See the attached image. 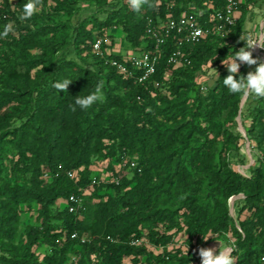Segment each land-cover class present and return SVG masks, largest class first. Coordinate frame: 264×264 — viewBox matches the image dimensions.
<instances>
[{"label": "trees", "instance_id": "1", "mask_svg": "<svg viewBox=\"0 0 264 264\" xmlns=\"http://www.w3.org/2000/svg\"><path fill=\"white\" fill-rule=\"evenodd\" d=\"M112 1L37 0L27 20L19 18L27 0H4L0 8L7 15L0 17L1 264H197L210 239L229 235L236 240L233 264H263L264 158L246 175L237 167L249 164L239 117L264 155V97L250 93L241 107L245 96L224 86L230 73L222 61L249 46L244 25L264 0H244L226 38L186 46L189 66L169 64L177 48L176 36L170 37L155 74L143 83L108 63L123 58L107 42L112 32L121 31L133 53L150 50L149 19L156 25L189 11L212 27L225 0H144L139 10L131 0ZM84 3L104 18L94 15L73 28L63 18ZM98 39L109 56L94 53ZM70 49L78 60L64 57ZM211 69L218 74L202 92L201 78ZM254 70L241 64L236 78ZM65 78L72 83L57 91L54 82ZM98 82L103 100L73 111L74 98ZM69 112L73 132L63 141L52 123L63 125ZM15 119L19 124H12ZM92 157L110 161L109 181L94 175ZM126 159L137 167L128 162L122 168L128 174L116 172ZM239 195L243 203H234L232 216L230 200ZM71 196L82 199L75 212L67 203Z\"/></svg>", "mask_w": 264, "mask_h": 264}, {"label": "built area", "instance_id": "2", "mask_svg": "<svg viewBox=\"0 0 264 264\" xmlns=\"http://www.w3.org/2000/svg\"><path fill=\"white\" fill-rule=\"evenodd\" d=\"M13 1L14 0H10V2ZM3 3L4 0H0V8L2 7ZM243 3L244 0H225V6L223 7V9L216 11L213 19L211 20L214 24L212 27L202 25L197 15L189 11L181 13V15L177 18L169 16L167 21L160 22L156 25H154L152 20L149 19L146 32L154 44L153 48L150 50H142L138 53L132 52L128 56H123L122 60L110 59L108 63L112 67H114L120 74L130 78H134L138 83H143L155 74L157 65L159 63L162 46L166 44L170 37L176 36L177 48L172 52L169 58V64L176 68L189 66L191 64V60L184 52V48L189 45L200 44L212 37L226 38L238 22L240 7ZM1 16L3 17V19L7 18L6 14L2 15L0 13V17ZM248 44L249 47H251L250 50L252 53L257 56V52L261 53L264 56V32L260 39L255 40L252 38H248ZM102 46L103 40L98 39L94 43V53L102 58L106 57L107 55L109 56L111 54V50L107 49L106 51H104ZM136 71H140L141 75L136 76ZM210 76L213 77V75L207 73L201 78L200 83L202 92L207 91L206 83L210 79ZM213 79H211V81ZM156 86H158V84H156ZM244 137L245 140H248L246 138V134L244 135ZM250 147H253V149L256 148L255 144ZM249 155L251 157V164L237 167V170L243 175H246L249 168L255 163V160L253 161L252 159L251 151H249ZM263 158L264 155L261 152H258L257 159L263 160ZM128 162H130V166L132 168H136L138 165L135 160L129 161V159H126L124 163L120 165L121 169L126 167ZM69 176L72 178L73 174H70ZM108 177L109 176H107L106 180L103 181H109ZM114 182L118 183V180H114ZM97 183L98 180L94 178L92 181V185H96ZM240 196L243 195H239L238 197ZM67 203L69 204L70 211L75 212L77 209L81 208L82 199L77 196H71ZM232 209L233 210L231 214L233 216L235 210L234 208ZM76 236L77 235H74L73 238H75ZM85 240L86 239H83V241ZM231 252L233 251L231 250ZM262 263L264 264V256L262 258Z\"/></svg>", "mask_w": 264, "mask_h": 264}, {"label": "rangeland", "instance_id": "3", "mask_svg": "<svg viewBox=\"0 0 264 264\" xmlns=\"http://www.w3.org/2000/svg\"><path fill=\"white\" fill-rule=\"evenodd\" d=\"M121 0H113V3H117L120 2ZM94 15H97L98 18L103 19L104 18V14L102 13H97L96 7L94 5L91 4H80V6L77 9V13L71 17V18H63L64 21H68L73 28L79 26L81 23L83 22H88L90 20V18ZM264 24V3H262L261 1L257 2L256 5H254L251 8V11L246 19L245 25H244V29L245 32L248 35V38H252V39H260L264 30L262 28V25ZM91 28V25L88 26V29ZM111 34V33H110ZM107 42L111 43L114 42L115 44V51L118 55H122V56H128L131 52L129 45H127L125 39H124V34L121 31H113L112 32V37L107 38ZM257 60L258 63H264V56L261 53H257ZM86 56V54H81V58H84ZM64 57L68 60H78L77 58H79V56H77V52L74 51L73 49H70L68 51L65 52ZM257 65H254V67L256 68ZM227 68V67H225ZM210 75H213V77H209L210 79L207 81V83H211V79L215 78V76L217 75V71L214 69L209 70L208 72ZM240 118V117H239ZM238 118V126H239V130L245 135V130L243 129V125H242V121L241 119ZM12 124H19V120L15 119L14 121H12ZM72 113L69 112L66 116H65V121L64 124L61 125L58 123V121L52 123V126L54 128H56L58 130V132L60 133L61 139L63 141H67L70 138V135L73 132L72 129ZM249 124V121L246 122V125ZM242 125V126H241ZM247 138V136H246ZM248 139V138H247ZM241 151L244 155L247 156V158L249 159V165L251 164V160H250V155H249V151H251V156L253 161L257 160V154L258 151L256 148L253 149L252 143L251 141L248 140H244L241 142ZM36 150L38 151V153H41V147L38 146L36 144ZM92 160L94 161L93 165H92V170H94V175L98 174L100 176V180H106L107 176H112V171L110 169L111 167V163L109 160H96L94 157H92ZM116 172H119L120 174H128V172L125 169H121V166L118 165L115 167ZM244 199V196H240V197H236L235 201L232 203H230L232 205L231 208H234V203L237 206L239 203L240 205H242V201ZM230 205V206H231ZM59 209H63L65 204L63 202H59V204L57 205ZM232 212V211H231ZM233 216H235V212L233 213ZM249 216V214L247 212H245L241 219H245ZM21 223H27L28 219L25 216L21 217ZM22 228V224L18 225V231H20ZM186 241V237L184 234H180L177 237V244L178 245H182L184 244V242ZM235 238L232 237V235L229 236H223V237H215L210 239V241L207 243L206 248H212L214 250H216L217 252L219 250L221 251H226V254H229L230 256L233 254L231 252V250H235ZM43 253V251H42ZM41 253V255H42ZM198 258H200V262H198L197 264H201V257L198 256ZM1 264V262H0Z\"/></svg>", "mask_w": 264, "mask_h": 264}, {"label": "clouds", "instance_id": "4", "mask_svg": "<svg viewBox=\"0 0 264 264\" xmlns=\"http://www.w3.org/2000/svg\"><path fill=\"white\" fill-rule=\"evenodd\" d=\"M144 0H131V6L139 10ZM37 8V0H27L24 4L22 13L20 15L21 20L30 19ZM8 29L5 30L3 35H7ZM246 43L245 47L235 51L231 57L222 63L227 67L230 73L226 78L223 79L224 86L233 94H254L256 97H264V63H258V60L253 58L252 52L249 50ZM246 63L247 65H257L254 71L248 72L246 76L241 75L239 78L237 74L241 64ZM72 83L70 79H63L56 81L53 87L61 92L66 91L69 84ZM103 96V85L102 82H98L92 91L87 95H78L74 98V104L72 110L76 111L77 107L80 110H88L95 103L102 101ZM226 251L219 250L218 252L212 248H201L199 249V256L201 257V264H233V260Z\"/></svg>", "mask_w": 264, "mask_h": 264}, {"label": "water", "instance_id": "5", "mask_svg": "<svg viewBox=\"0 0 264 264\" xmlns=\"http://www.w3.org/2000/svg\"><path fill=\"white\" fill-rule=\"evenodd\" d=\"M247 97H248V95L244 97V99H243V101H242V105H241V107H243V105H244V103H245ZM239 119H240V118H239ZM241 126H242V125H241ZM235 199H236V198H232V200H231V202H230V203H232V205H233V202L235 201ZM232 205H231V207H232ZM232 210H233V209L231 208V211H232Z\"/></svg>", "mask_w": 264, "mask_h": 264}, {"label": "crops", "instance_id": "6", "mask_svg": "<svg viewBox=\"0 0 264 264\" xmlns=\"http://www.w3.org/2000/svg\"><path fill=\"white\" fill-rule=\"evenodd\" d=\"M264 27V24L262 25V28Z\"/></svg>", "mask_w": 264, "mask_h": 264}]
</instances>
